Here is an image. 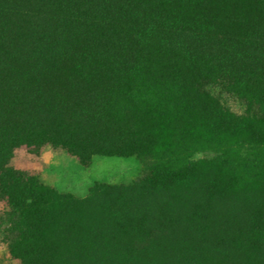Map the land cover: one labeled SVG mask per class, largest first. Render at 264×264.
Returning <instances> with one entry per match:
<instances>
[{
    "label": "rangeland",
    "instance_id": "374dc122",
    "mask_svg": "<svg viewBox=\"0 0 264 264\" xmlns=\"http://www.w3.org/2000/svg\"><path fill=\"white\" fill-rule=\"evenodd\" d=\"M204 2L177 27L188 41L204 47L217 35L253 32L228 13L240 6ZM205 8L218 13V23L190 14L201 16L195 10ZM6 39L0 32V45ZM222 49H207L201 67H181V81L211 84L159 134L150 112L139 122L134 111L133 123L148 137L143 155H94L82 164L60 147L27 137L14 141V185L0 178V264H264V100L249 103L232 91L229 81H244L247 68ZM160 69H151L145 81L174 80L172 69ZM256 72L264 81V64ZM213 101L225 111L215 110ZM32 178L75 202V215L56 225L55 215L38 221L23 213L26 220L16 222L9 201L24 198L20 192ZM97 246L108 253L100 256Z\"/></svg>",
    "mask_w": 264,
    "mask_h": 264
},
{
    "label": "trees",
    "instance_id": "16d2710c",
    "mask_svg": "<svg viewBox=\"0 0 264 264\" xmlns=\"http://www.w3.org/2000/svg\"><path fill=\"white\" fill-rule=\"evenodd\" d=\"M204 1L0 0V32L7 38L0 45L1 181L14 185L9 183L11 146L19 137L60 147L82 164L94 155H143L148 137L136 128L134 115L141 122L150 112L158 134L169 120L176 122L187 111L189 98L210 83L181 81L179 71L188 64L201 67L207 49L233 52L227 56L240 59L247 77L228 86L249 103H261L264 81L255 78L257 64H264V0H223L241 7L228 13L253 32L244 37L234 32L217 35L203 47L188 41L186 30L177 27L196 2ZM195 11L201 16H191L218 23L217 12ZM242 52L246 54L240 58ZM159 66L160 71L172 69L174 80L145 81ZM213 107L224 110L218 101ZM27 185L19 195L24 198L9 201L16 222L26 220L23 213L38 221L55 215L56 225L59 218L75 215V202L53 196L34 178ZM97 249L100 256L101 251L108 253Z\"/></svg>",
    "mask_w": 264,
    "mask_h": 264
}]
</instances>
